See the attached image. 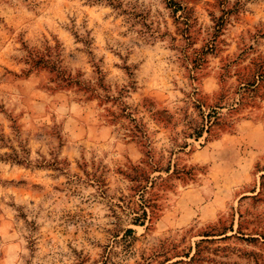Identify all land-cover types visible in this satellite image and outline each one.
<instances>
[{
    "label": "rangeland",
    "instance_id": "obj_1",
    "mask_svg": "<svg viewBox=\"0 0 264 264\" xmlns=\"http://www.w3.org/2000/svg\"><path fill=\"white\" fill-rule=\"evenodd\" d=\"M0 264H264V0H0Z\"/></svg>",
    "mask_w": 264,
    "mask_h": 264
},
{
    "label": "trees",
    "instance_id": "obj_2",
    "mask_svg": "<svg viewBox=\"0 0 264 264\" xmlns=\"http://www.w3.org/2000/svg\"><path fill=\"white\" fill-rule=\"evenodd\" d=\"M172 2V0H168V3H171ZM224 21V18L223 17H220V18H218V20L216 21L217 23V28L219 27V25H221L222 24V22ZM83 89H84V87H83Z\"/></svg>",
    "mask_w": 264,
    "mask_h": 264
}]
</instances>
